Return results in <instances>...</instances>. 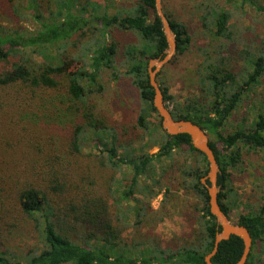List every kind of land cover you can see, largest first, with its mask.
<instances>
[{
  "label": "trees",
  "instance_id": "1",
  "mask_svg": "<svg viewBox=\"0 0 264 264\" xmlns=\"http://www.w3.org/2000/svg\"><path fill=\"white\" fill-rule=\"evenodd\" d=\"M50 2H54L56 9L48 6ZM90 2L86 0L76 7L78 0H47L48 10L44 11L39 0H32L36 6L32 15L39 23L36 30L9 31L0 26V92H4L0 95V109L6 106L15 110L22 102H27L26 107L30 108V91L34 107L45 112L52 110L60 120L68 116L73 124L66 155L58 154L53 138L48 139V132L32 134V126L26 124L22 128L28 134L16 132L15 145L0 150V236L34 240L25 246L21 256L8 247L11 243L0 240V264H206L204 256L211 251L215 233L220 230L209 211L206 187L200 181L208 171L206 156L193 147L187 133L168 134L152 104L154 91L149 83L147 63L163 55L168 47L155 0H136L130 6H117L115 13L107 9L110 0L96 7ZM209 2H198L196 7L201 24L213 35L212 40L218 42V47L202 51L203 61L197 69L199 94L188 96L180 103L174 100L167 86L158 83L164 103L174 118L191 120L206 130L219 166L218 201L230 218L239 198L231 185V175L243 161L244 147L264 154V112H258L254 123L244 119L243 124L231 130H227V120L240 99L247 96L263 75L264 53L260 52L240 71L233 70L230 59L226 60L222 52L229 50L227 44L241 38L240 30L232 31L230 10L217 2ZM164 14L175 34L174 55L177 56L191 45L189 28L185 22ZM111 29L134 32L138 41L120 43L112 36ZM54 46L56 54L48 55V49ZM70 46L79 47V53H66ZM32 52L42 54L44 59L34 58ZM244 53L240 56L251 55L249 49ZM68 60L75 65L70 66ZM105 72L114 80L120 76L129 78L136 88L140 107L135 128L141 134L134 137L143 140L146 138L143 132L150 130V138L158 147L156 151L134 154L133 149L129 150L133 141L121 138L93 102L91 97L105 90L100 81ZM23 92L25 98L20 96ZM51 95L59 99L58 103L53 104ZM31 135L35 137V155L15 171L12 156L15 159L21 153H31L25 147L29 145L24 143ZM92 138H96L98 157L105 159L107 165H125L129 169L130 176L121 179L128 186L124 197L133 195L135 186L146 189L159 186L149 192L150 197L164 186L162 201H166L170 187L163 179L171 166L180 172L177 186L197 198L189 202L190 231L182 243L163 247L149 240L128 242L123 238L128 211L134 210L136 224H140L147 207H151L150 202L144 207L138 203L139 199L133 198V208H128L123 218L119 216L118 224L108 201L110 188H100L89 173L83 176L71 170L72 162L78 161L77 156L82 155L84 145ZM177 155L183 156L182 161L175 162L178 165L174 164ZM164 158L170 162L161 167L151 183L141 185L140 178ZM13 181L15 186H9ZM260 192L257 206L244 208L232 221L246 226L252 237L245 264H263L260 255L264 250V188ZM242 248L241 238L231 235L220 241L211 260L214 264H234Z\"/></svg>",
  "mask_w": 264,
  "mask_h": 264
},
{
  "label": "rangeland",
  "instance_id": "2",
  "mask_svg": "<svg viewBox=\"0 0 264 264\" xmlns=\"http://www.w3.org/2000/svg\"><path fill=\"white\" fill-rule=\"evenodd\" d=\"M39 1L41 8L47 11V0ZM85 1L78 0L76 7ZM90 1L92 7H96L99 3L103 5L105 3L104 0ZM134 1L136 0H110V5L107 9L109 13H115L117 6H130ZM201 1L217 2L225 10H230L233 13L230 20L232 22L231 29L234 32L240 30L239 36L241 38L232 44L225 42L227 46L230 45V48L222 52L226 60L230 59L228 61L233 70L240 71L251 60H254L260 52L264 53V0H245L240 2L233 0H161L163 12L185 22L191 35L190 47L184 53L177 56L174 55L171 61L160 69L157 76V80L168 87V92L174 96V100L180 103L185 102L188 96L199 94L200 85L197 69L203 61L202 51L206 50L208 52L210 48L218 47V42L212 40L213 35L201 24L199 11L196 7V4ZM48 6L52 10L56 9L54 2L48 3ZM29 7L33 8L29 10ZM35 7L32 0H0V26L5 27L9 31L23 29L32 32L36 30L39 27V23L32 15V10ZM74 10L76 11L77 9ZM45 14L47 15V13ZM111 34L118 42L123 44L138 41L136 34L131 31L111 29ZM56 49V46L48 49V55L56 54ZM247 49H249L251 55L243 57L246 55L244 50ZM66 53L77 55L79 47L70 46L67 48ZM31 55L38 60L44 59L42 54H37L36 52H32ZM240 55L243 56L241 57ZM68 61L70 66L75 65L72 60ZM100 81L105 86L104 92L101 94L97 93L91 98L97 108L99 107L101 110L106 122L116 128L122 136L121 138H130L133 141L129 150L133 149L134 154L156 151L158 147L150 138V130L143 132L147 139L140 140L138 136L134 137L137 134H141V131L135 128L140 99L136 88L131 85L129 78L120 76L119 79L114 80L109 72H105ZM247 93V96L244 95L243 99H240L237 108L227 120V130L240 126L245 122L244 119L249 123H254L258 118V112H264V73ZM3 94L4 92H0V95ZM20 96L25 98L24 92ZM36 98H39L38 94ZM51 99L54 101L53 104L58 103V98L51 95ZM28 100L30 108L26 107L27 102H22L15 110L6 106L0 109V150L2 148L5 149V147L11 148L15 145L17 140L16 132L21 130L28 134L29 131L22 128V125L26 124L28 125L27 127L32 126V134L39 135L48 132V139L53 138L58 154L60 156L68 154L69 133L73 126L72 121L69 120L68 116L63 117L61 120L58 119L57 116L53 115L52 110L45 112L41 108L34 107L35 103H33L30 91H28ZM24 112L28 113L24 114ZM60 115H63L62 112ZM155 121L153 119L154 123ZM155 128H157V124ZM105 138L109 140L108 136ZM34 139V135H31L24 140V143L29 145V147L25 146L31 152L29 155L21 153L20 156L16 155L15 159L12 156L15 171L32 160V156L35 155ZM84 146L82 155L77 156L78 161L72 162L71 170L80 172L83 176H88L86 174L89 173L90 176L96 179L100 188L105 190L106 187L110 188L111 192L109 193L108 201L112 207L113 217L117 219L118 224H120L119 216L123 218V215L127 212L126 210L133 208L135 202L133 198L139 199L138 203L140 205L143 204L144 207L150 202L151 207H147L143 222L140 224H136L134 210L128 211L126 219L128 225L123 231V238L127 239L128 242L149 240L153 243L157 242L158 245L163 247H174L176 244L182 243V239L189 236L191 224L189 221L191 217L189 202H195L197 198L192 194H186L183 188L177 186V177H180L178 170L173 169L171 166L166 178L163 179V182L170 187L166 201H162L163 192L165 191L164 186H161V191L158 190V193L152 197L148 195L149 192L151 194L159 186H152V188L148 189L145 186H135L133 195L124 197V191L127 190L128 186L123 185L121 179L123 176H130L129 169L125 165L111 167L107 165L105 159L99 158L96 138H92ZM119 152L122 153L121 150ZM175 159L174 164L178 165L175 162L182 161L183 156L177 155ZM191 160L192 158L188 162L191 163ZM168 162H170L169 159L165 158L157 161L154 167L148 171V174L140 178L141 185L151 183L152 178L157 176L161 171V167ZM237 166L235 170H232L231 185L239 198L231 211V221H235L237 215L245 210L244 208L250 207V205L255 208L259 203L260 191L264 188V186H261L264 184V154L261 150L244 147L243 161ZM3 167H5V164H3ZM13 176L15 180L17 175L14 174ZM15 182L13 181L9 186H15ZM114 221L116 222V220ZM0 240H3L6 244L11 243L7 244L8 247L15 249V252H19L20 256L23 254L22 251L23 249L25 250V246H28L31 242L34 243V240H28L26 237L12 238L10 240V237L6 238L1 235ZM260 256L263 258L264 264V250Z\"/></svg>",
  "mask_w": 264,
  "mask_h": 264
},
{
  "label": "water",
  "instance_id": "3",
  "mask_svg": "<svg viewBox=\"0 0 264 264\" xmlns=\"http://www.w3.org/2000/svg\"><path fill=\"white\" fill-rule=\"evenodd\" d=\"M155 8L162 22L168 47L164 50L163 55L151 58L147 63L149 83L154 91L152 104L161 119L162 128L168 134L172 135L187 133L190 136L193 147L206 156L208 163V171L201 177L200 181L206 187L209 211L215 216L217 226H220V230L215 233L213 247L211 251L204 256V261L206 264H214L211 257L216 253L220 241L228 239L231 235H236L241 238L243 248L240 257L234 264H245L251 248L252 237L246 226L232 222L228 215L221 209L218 201V192L220 188L217 183L219 166L214 152L209 146V137L206 130L191 120L174 118L171 110L164 103L163 92L157 80V73L174 56L176 52V38L168 18L162 10L161 0H155Z\"/></svg>",
  "mask_w": 264,
  "mask_h": 264
}]
</instances>
